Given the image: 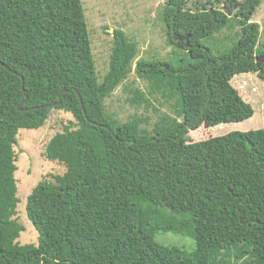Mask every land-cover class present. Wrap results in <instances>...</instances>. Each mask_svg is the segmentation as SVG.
<instances>
[{
    "label": "trees",
    "instance_id": "16d2710c",
    "mask_svg": "<svg viewBox=\"0 0 264 264\" xmlns=\"http://www.w3.org/2000/svg\"><path fill=\"white\" fill-rule=\"evenodd\" d=\"M262 3L232 0L221 10L165 1L169 42L188 58L136 65L151 81L146 97L174 101L176 117H163L150 138L104 107L132 72L137 43L113 31L99 83L82 0H0V264H264V130L185 140L202 126L254 116L231 81L253 73L264 82L260 25L252 22ZM232 20L240 40L213 54L204 41ZM54 110L75 121L46 148L66 172L27 197L38 245L14 255L25 230L16 219L18 133L42 128ZM161 234L189 238L195 249L160 245Z\"/></svg>",
    "mask_w": 264,
    "mask_h": 264
},
{
    "label": "rangeland",
    "instance_id": "374dc122",
    "mask_svg": "<svg viewBox=\"0 0 264 264\" xmlns=\"http://www.w3.org/2000/svg\"><path fill=\"white\" fill-rule=\"evenodd\" d=\"M165 1L82 0L99 83H102L109 71L114 30H122L129 41L138 45L137 55L132 62V72L127 80L105 100L104 107L106 115L118 124L136 122L142 137L150 135L152 138L154 130L161 125L163 117H176V115L173 108L174 101L166 100L160 95L146 97L151 81L137 76L135 71L137 63L160 61L184 64L183 61L188 58L185 51L174 48L169 42L163 19ZM230 1L232 0H189L188 7L195 9L196 6L205 5L207 8L217 7L226 10ZM235 13L237 10L231 14V17H235ZM252 22L260 25L259 46H264V0ZM240 38L241 27L237 20H232L223 31L214 34L204 43L213 54L219 55L230 51ZM231 84L252 107L254 116L242 123L222 124L213 128L202 126L185 137L186 144L223 137L234 132L264 130V82L256 74L249 73L235 76ZM72 124H75V121L70 114L54 110L42 128L20 130L18 133V145L14 149L17 156L15 177L20 200L16 219L25 230L11 247L14 255L30 251L38 245V233L27 217V197L41 182L54 181L53 177L62 176L66 172L63 164L47 160L46 148L54 136L62 133ZM122 222L123 219L114 226L109 239L112 240L118 233ZM156 241L160 245L179 248L186 253L195 249V242L183 236L161 234L157 236Z\"/></svg>",
    "mask_w": 264,
    "mask_h": 264
},
{
    "label": "water",
    "instance_id": "95a60500",
    "mask_svg": "<svg viewBox=\"0 0 264 264\" xmlns=\"http://www.w3.org/2000/svg\"><path fill=\"white\" fill-rule=\"evenodd\" d=\"M258 61L264 62V56H262V57H259V58H258ZM80 101H81V104H82V108L84 109V104H83V102H82V99H81V98H80ZM21 111H24V110H21Z\"/></svg>",
    "mask_w": 264,
    "mask_h": 264
}]
</instances>
